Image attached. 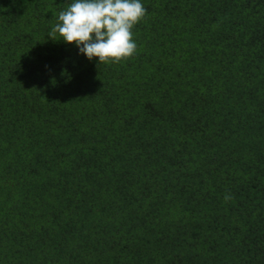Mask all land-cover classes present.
Listing matches in <instances>:
<instances>
[{
  "label": "trees",
  "instance_id": "obj_1",
  "mask_svg": "<svg viewBox=\"0 0 264 264\" xmlns=\"http://www.w3.org/2000/svg\"><path fill=\"white\" fill-rule=\"evenodd\" d=\"M71 2L0 0V264H264V0H141L116 64Z\"/></svg>",
  "mask_w": 264,
  "mask_h": 264
},
{
  "label": "clouds",
  "instance_id": "obj_2",
  "mask_svg": "<svg viewBox=\"0 0 264 264\" xmlns=\"http://www.w3.org/2000/svg\"><path fill=\"white\" fill-rule=\"evenodd\" d=\"M147 15L141 0H72L57 14L48 37L56 41L59 35L65 43H75L89 61L98 58V64H116L136 55L132 30ZM231 199L225 194L226 202Z\"/></svg>",
  "mask_w": 264,
  "mask_h": 264
}]
</instances>
